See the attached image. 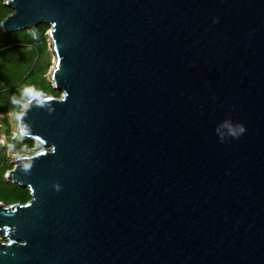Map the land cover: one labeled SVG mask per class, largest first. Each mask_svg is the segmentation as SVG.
<instances>
[{
  "label": "water",
  "instance_id": "1",
  "mask_svg": "<svg viewBox=\"0 0 264 264\" xmlns=\"http://www.w3.org/2000/svg\"><path fill=\"white\" fill-rule=\"evenodd\" d=\"M4 5L59 95L20 112L0 264H264V0Z\"/></svg>",
  "mask_w": 264,
  "mask_h": 264
},
{
  "label": "rangeland",
  "instance_id": "2",
  "mask_svg": "<svg viewBox=\"0 0 264 264\" xmlns=\"http://www.w3.org/2000/svg\"><path fill=\"white\" fill-rule=\"evenodd\" d=\"M48 28L44 31L45 35V49L43 51L42 56H39V60L37 61V57L34 58L36 50L34 46L38 49L39 52L42 50L40 49V44L38 38L36 37L33 39L32 36L34 32L32 31H25L19 32L15 31L9 33L7 35V43L14 42L16 46L13 47L12 52H4L0 55V110L3 111V114H0V138L2 142L5 144V132L10 131L13 137L17 140L21 141L22 137H20L19 129H18V121L13 119L9 113L20 112V108L13 105L12 98L16 97L17 99L21 98V92L28 88L32 90L34 87L32 85H37L38 78L35 74L41 66L40 64L45 67V71L43 72V77L51 83L50 79V71L54 65L53 62V50L50 46L49 37L47 35ZM23 31V30H20ZM17 32V33H16ZM37 34V33H36ZM36 36V35H35ZM32 42L34 46L31 44L28 47L25 46L27 43ZM24 44V45H23ZM33 49V50H32ZM8 57V58H6ZM35 68V69H34ZM34 69V73H30L31 70ZM31 74V75H30ZM34 94L35 92H30L27 98L25 99V103L27 102L28 98ZM44 94H51V93H44ZM9 110V111H7ZM9 112V113H8ZM0 142V145H2ZM40 146L36 143L35 146L27 149H19V150H11L5 149L3 151V156L5 157V165L9 166L12 165V161L21 155L32 154L36 150H38ZM0 158H2L0 152ZM13 166V165H12ZM2 167L0 166V176L2 175ZM8 171V170H7ZM6 171L4 172V178L6 177ZM12 186L7 185L2 181L0 177V192H4L9 194L13 191L11 188ZM4 203V202H1Z\"/></svg>",
  "mask_w": 264,
  "mask_h": 264
},
{
  "label": "trees",
  "instance_id": "3",
  "mask_svg": "<svg viewBox=\"0 0 264 264\" xmlns=\"http://www.w3.org/2000/svg\"><path fill=\"white\" fill-rule=\"evenodd\" d=\"M10 13H11V10L9 8L5 7L4 0H0V22ZM46 28H48L47 25H39V26L29 30V31L34 32V34L32 36L33 39L35 37H36V39L38 38V41L40 44L39 47L42 51L39 52L38 49L36 48V46H34V44L32 42L27 43V45H25V46H28L30 44L32 46H34V49L36 50L35 54H37L34 56V58L37 57V61L39 60V56H42L43 51L45 49L44 31L46 30ZM25 31H28V30H23V31H19V32L21 33V32H25ZM7 35L8 34L3 33L1 28H0V55H2L6 51L12 52L10 50H12L14 46H16V45H14L15 44L14 42L7 43L9 41V40H7ZM32 46H28V47H32ZM6 58H8V57H6ZM40 66H41V68L37 72H35V74L38 78L37 85L36 86L32 85L34 88L30 92H35L37 94H43V93L48 92V93H51L53 96H58L59 93H57L53 90L52 84L50 82H48L42 76L43 72L45 71V67L42 65V63L40 64ZM34 69L31 70V72H30L31 74L34 73ZM7 111H9V110H7ZM0 114H3V111L0 110ZM0 130H1V128H0ZM20 137H22V136H20ZM35 144H36V142L30 138L22 137L21 141L17 140L15 137L12 136L9 129L7 132H5V144H4V146L0 145V152L2 155V158H0V166L2 167L1 168L2 169V175L0 177H1L2 181H4L5 184L12 186L11 188L13 189V191L10 192L9 194L4 193V192H0V202H4V204H10V203H14V202L24 203V202L29 200L30 196H29V192L27 189L16 186L15 184H13L11 182L6 181V179L4 178V172L11 169L12 165H9V166L5 165V157L3 156L2 153L5 149H11V150L27 149V148H31L32 146H35Z\"/></svg>",
  "mask_w": 264,
  "mask_h": 264
},
{
  "label": "clouds",
  "instance_id": "4",
  "mask_svg": "<svg viewBox=\"0 0 264 264\" xmlns=\"http://www.w3.org/2000/svg\"><path fill=\"white\" fill-rule=\"evenodd\" d=\"M30 89L28 88H25L22 92H21V98L20 99H17L16 97H13L12 98V103L13 105L17 106L20 108V112H23L25 110V108H27L28 104L25 103V99L27 98V96L29 95L30 93ZM20 112H15V113H9V115L19 121L21 119V115H20ZM229 131L230 133L234 136V137H238L239 135L243 134L245 132V128L244 126L241 124V125H238L237 127L235 128H229ZM5 137V136H4Z\"/></svg>",
  "mask_w": 264,
  "mask_h": 264
},
{
  "label": "bare ground",
  "instance_id": "5",
  "mask_svg": "<svg viewBox=\"0 0 264 264\" xmlns=\"http://www.w3.org/2000/svg\"><path fill=\"white\" fill-rule=\"evenodd\" d=\"M49 42H50V46H51V48H52V44H51V39L49 38ZM53 54H54V52H53ZM53 62H55V55H53ZM54 68V65H53V67H52V69ZM52 71V70H51ZM51 71H50V79H51Z\"/></svg>",
  "mask_w": 264,
  "mask_h": 264
},
{
  "label": "built area",
  "instance_id": "6",
  "mask_svg": "<svg viewBox=\"0 0 264 264\" xmlns=\"http://www.w3.org/2000/svg\"><path fill=\"white\" fill-rule=\"evenodd\" d=\"M0 142H2V140H1V138H0ZM4 143L2 142V145H3ZM4 146V145H3ZM12 164H13V161H12Z\"/></svg>",
  "mask_w": 264,
  "mask_h": 264
}]
</instances>
